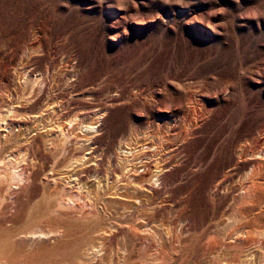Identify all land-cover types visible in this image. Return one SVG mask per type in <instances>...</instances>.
<instances>
[{"label":"rangeland","instance_id":"obj_1","mask_svg":"<svg viewBox=\"0 0 264 264\" xmlns=\"http://www.w3.org/2000/svg\"><path fill=\"white\" fill-rule=\"evenodd\" d=\"M0 125V264H264V0H0Z\"/></svg>","mask_w":264,"mask_h":264},{"label":"bare ground","instance_id":"obj_2","mask_svg":"<svg viewBox=\"0 0 264 264\" xmlns=\"http://www.w3.org/2000/svg\"><path fill=\"white\" fill-rule=\"evenodd\" d=\"M41 82V81H40ZM37 84V83H36ZM48 111V110H47ZM53 111V110H52ZM51 111V112H52ZM57 111V110H56ZM7 113V112H6ZM55 113V112H54ZM100 115V114H99ZM50 116V115H49ZM6 117V116H5ZM1 119H3V118H1ZM75 120V119H74ZM74 123V122H73ZM6 124V123H5ZM62 125V124H61ZM1 126V125H0ZM96 126H95V124H93V122H92V124L91 123H89V125L87 126L86 125V128L90 131V129H94ZM61 128V127H60ZM1 130H2V128H0ZM96 129V128H95ZM11 131V130H10ZM64 132V131H63ZM50 133V132H49ZM91 133V132H90ZM71 134V133H70ZM9 136V135H8ZM52 136V135H51ZM80 136V135H79ZM49 137V136H48ZM2 138V137H1ZM53 138H54V136H53ZM59 138V137H58ZM66 138V137H65ZM51 139V138H50ZM49 139V140H50ZM62 140V139H61ZM69 140V139H68ZM87 141H88V139H87ZM2 142V141H1ZM8 142H9V140H8ZM14 142V141H13ZM19 143V142H18ZM61 143H63V141L61 142ZM59 144V143H58ZM51 145V144H50ZM63 149V148H62ZM58 151V150H57ZM131 154V153H130ZM260 155V154H259ZM261 156V155H260ZM8 157V156H7ZM17 158V157H16ZM21 159V158H20ZM264 159V158H263ZM83 161V160H82ZM4 162V161H3ZM9 162V161H8ZM78 162V161H77ZM13 163V162H12ZM7 165H9V164H7ZM18 165H20L19 163H18ZM10 166V165H9ZM69 167V166H68ZM13 168V167H12ZM17 168V167H16ZM57 168V167H56ZM258 168V167H257ZM9 169V168H8ZM148 169V168H147ZM262 169V168H261ZM256 170V169H255ZM22 173V172H21ZM260 173V172H259ZM20 174V173H19ZM14 175V174H13ZM16 176V175H15ZM253 176V175H252ZM255 176V175H254ZM0 177H1V175H0ZM6 177H7V175H6ZM20 177V176H19ZM258 177V176H257ZM23 178V177H22ZM256 178V177H255ZM1 180V179H0ZM257 180V179H256ZM256 184V183H255ZM244 194V193H243ZM251 196V195H250ZM250 198V197H249ZM61 204V203H60ZM67 204V203H66ZM264 209V208H263ZM140 224V223H139ZM138 226V225H137ZM135 228V227H134ZM142 228V227H141ZM138 232V231H137ZM144 232V231H143ZM154 232V231H153ZM152 232V233H153ZM148 233V232H147ZM151 233V232H150ZM149 233V234H150ZM37 235V234H36ZM41 235V234H40ZM150 237H152V235L150 236ZM97 252V251H96Z\"/></svg>","mask_w":264,"mask_h":264}]
</instances>
